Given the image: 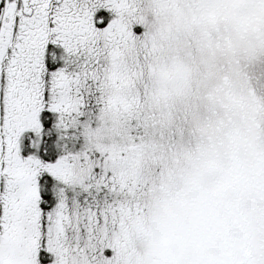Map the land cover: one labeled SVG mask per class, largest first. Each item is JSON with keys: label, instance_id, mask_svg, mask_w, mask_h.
I'll return each instance as SVG.
<instances>
[{"label": "snow or ice", "instance_id": "1", "mask_svg": "<svg viewBox=\"0 0 264 264\" xmlns=\"http://www.w3.org/2000/svg\"><path fill=\"white\" fill-rule=\"evenodd\" d=\"M0 264H264V0H0Z\"/></svg>", "mask_w": 264, "mask_h": 264}]
</instances>
